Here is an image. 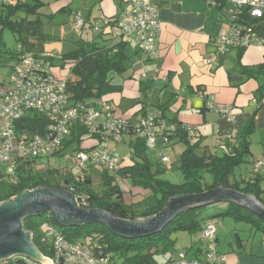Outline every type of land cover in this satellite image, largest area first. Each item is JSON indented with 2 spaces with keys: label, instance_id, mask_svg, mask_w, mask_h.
I'll list each match as a JSON object with an SVG mask.
<instances>
[{
  "label": "trees",
  "instance_id": "1",
  "mask_svg": "<svg viewBox=\"0 0 264 264\" xmlns=\"http://www.w3.org/2000/svg\"><path fill=\"white\" fill-rule=\"evenodd\" d=\"M42 6V0H0V66L8 68V76L12 70V61L19 59L23 51H33L36 54L46 52L43 49V41L47 34L42 32V22L39 18V10ZM115 19L116 17L111 20L114 25ZM5 28L10 29L16 37L18 45L15 52L8 51L2 40V30ZM128 46L129 44L124 39L114 45L104 46L83 42L69 52L56 54L58 59H51V65L63 71L64 74L61 75L66 78V92L70 103L94 105L101 99L108 101L105 98L107 94L120 92L121 85L115 82V77L121 76L128 68L127 64L130 59V55L126 51ZM244 71L248 77H255L257 74L264 75V66L259 65L256 69L245 68ZM7 77L0 80V83ZM161 112L163 113V111ZM164 117L166 116L164 115ZM47 123L48 119L43 114L32 111L22 116L17 121L16 127L20 132L23 130L42 132ZM177 124L179 125L178 129L171 135L167 145L174 139V143L182 142L184 144V149L178 157V169L183 175V182L172 183L162 178L163 169L160 166L153 170L146 155L147 148L144 141L135 139L131 165L121 166L116 174L99 169L98 172L103 183L98 192L93 191L89 186L92 174L98 168L90 169L83 175L79 174L76 167L75 173H71V171L58 173L47 167L38 168L37 164H41L40 160H29L17 165L15 171L17 181L15 183L9 181L5 168L0 169V202L20 194L24 190L50 188L68 192L75 199L78 195L80 199L84 197L86 204L83 205L79 202L80 206L77 205L79 207H98L115 217L134 220L156 214L173 196L200 193L221 185L249 193L264 205V197H261L262 189L256 179L239 181L234 176V168L239 164L246 163L250 153L247 136L253 128L252 121L244 127L236 143L225 142L220 153L209 154L199 153L197 150L201 146L200 139H194V135H188L182 125ZM86 135L87 129L82 125L72 127L70 136L64 143V149L54 156L68 152L74 155L78 150L87 149V143L81 140V137ZM205 172L212 174L211 184L205 182ZM43 175H56L62 184H50L48 180H43ZM77 176L78 180L75 179ZM122 178L129 179L133 185L146 192L142 202H125L126 191L119 184ZM68 183L75 187V193L68 190ZM75 203L78 204L76 201ZM218 205L223 206L218 209L216 214L202 216L203 208L217 207ZM143 206L144 210L141 213L134 210ZM216 217H231L236 222L248 223L259 229L264 235V220L246 207L232 201H215L201 207L181 210L162 229L145 235L129 237L113 233L104 224L95 220L60 225L47 210L35 216L25 217L22 224L25 230L32 233L33 243L47 257L54 256L55 251L53 239L49 241L48 235L42 227L44 223L54 227L58 225L57 229L67 241L80 240L91 245L95 255L108 254L109 264H155L156 255L172 254L176 251L173 235L177 231L200 234L204 225ZM82 238L85 239L82 240ZM179 252L183 251H178L162 264H170ZM0 264L43 263L27 256L14 255L8 259L0 260ZM58 264L64 263L59 262Z\"/></svg>",
  "mask_w": 264,
  "mask_h": 264
},
{
  "label": "crops",
  "instance_id": "2",
  "mask_svg": "<svg viewBox=\"0 0 264 264\" xmlns=\"http://www.w3.org/2000/svg\"><path fill=\"white\" fill-rule=\"evenodd\" d=\"M134 1L42 0L43 6L39 10L42 32L45 18L61 23L69 21L72 29L80 31L78 45L83 42L114 45L123 37L111 20L129 9ZM147 1L157 7L161 25L156 39L158 55L147 58L142 51L129 45L126 50L130 55L128 68L115 77L121 91L107 94L105 98L120 116L132 123L147 112L160 110L170 121L184 127L192 126L194 139L201 141L199 151L206 154L220 153L225 142L236 143L244 127L252 121L253 128L247 136L250 153L246 163L250 170L248 175L240 176L239 181L256 179L262 189L261 197H264V75L248 77L244 71L245 68L264 66V19L256 23L262 43L243 50L232 48L220 55L216 53L215 37L227 27L228 4L209 5L204 0ZM75 12L81 14L87 30L74 28ZM50 35L60 37L59 34H47ZM209 59L217 65L209 64ZM55 71L58 75L64 74L62 70L55 68ZM209 100L211 108L207 107ZM219 105H231V114L222 115L216 108ZM134 141L129 132H124L119 142H110L120 156L122 166L132 164ZM174 142L175 139L171 140L167 146L174 149L183 145L181 150L178 149L179 156L184 144L174 145ZM156 147L164 146L157 141ZM256 159L263 161L258 169L253 166ZM121 180L130 182L127 178ZM129 189L130 192L124 195L126 203H133L128 195L141 193L143 198L146 196L138 186L132 184ZM233 221L216 223V249L226 255L223 264H264L263 233L248 223ZM188 234L189 246L177 247L168 258L183 251L187 259L204 261L205 243L199 233Z\"/></svg>",
  "mask_w": 264,
  "mask_h": 264
},
{
  "label": "built area",
  "instance_id": "3",
  "mask_svg": "<svg viewBox=\"0 0 264 264\" xmlns=\"http://www.w3.org/2000/svg\"><path fill=\"white\" fill-rule=\"evenodd\" d=\"M204 1L209 5L221 2L229 5L227 27L221 29L215 37L217 54L224 55L232 48L243 50L263 42L257 35L256 23L264 19V0ZM115 22L126 43L142 51L147 58L158 55L156 39L161 25L155 5L147 0H135L129 9L116 17ZM73 26L76 29H88L79 12L74 14ZM51 59H58V56L49 52L36 54L25 50L19 59L12 61L10 75L0 83V163L5 166L10 182L17 181L15 171L19 163L41 160L61 152L75 126L82 125L87 129V135L82 136L81 140L87 143L88 148L78 150L73 155L74 166L80 175L93 168L116 174L122 162L110 142H119L124 132L143 140L147 149L154 148L157 141L162 146L170 142L171 135L179 125L164 117L160 110L147 112L132 123L120 116L115 107L103 99L94 105L71 104L66 92V78L56 73ZM207 61L212 66L217 65L214 60ZM198 94L203 95V92L198 91ZM207 107H212L210 100ZM216 108L225 116H229L232 111L231 105H219ZM32 111L48 119L44 130L18 131L17 121ZM182 128L188 135H194L192 126ZM219 140H216L217 144ZM167 160L166 156L162 158L163 162ZM262 163V159L254 160V169H258ZM67 188L72 193L76 192L72 185H67ZM76 201L79 206V202L86 204L84 197L80 199L79 195ZM42 227L53 239L55 253L50 257L52 264H109L108 254L98 256L87 243L65 240L60 230L51 224L44 223ZM216 230V224L209 221L200 231V239L206 245L204 261L189 260L183 252H179L170 264H223L226 255L216 249Z\"/></svg>",
  "mask_w": 264,
  "mask_h": 264
},
{
  "label": "water",
  "instance_id": "4",
  "mask_svg": "<svg viewBox=\"0 0 264 264\" xmlns=\"http://www.w3.org/2000/svg\"><path fill=\"white\" fill-rule=\"evenodd\" d=\"M76 199L64 191L39 188L24 190L0 203V260L23 255L50 264L33 244L32 235L23 228L25 217L49 211L60 225L95 220L121 236L145 235L162 229L177 213L215 201H232L254 212L264 220V205L253 195L217 185L200 192L171 197L156 214L134 220L121 219L98 207L77 206ZM77 202V201H76Z\"/></svg>",
  "mask_w": 264,
  "mask_h": 264
},
{
  "label": "rangeland",
  "instance_id": "5",
  "mask_svg": "<svg viewBox=\"0 0 264 264\" xmlns=\"http://www.w3.org/2000/svg\"><path fill=\"white\" fill-rule=\"evenodd\" d=\"M59 16V15H58ZM68 17V16H67ZM43 21V31L47 34H59L60 37L50 35L47 36L46 39L43 41V49L46 52H49L51 54H64L66 52H69L75 48H77L79 42H80V31L75 30L71 28V24L69 21L66 23H61L62 21L52 19L49 20L47 18ZM68 24V25H67ZM63 32L64 35H60ZM2 40L5 44V47L8 51L15 52L17 49L18 42L16 40L15 35L11 32L10 29L5 28L2 30ZM8 76V68L5 66H0V80L6 78ZM181 143L176 142L174 145H179ZM180 148V149H179ZM183 148V145L176 146L174 149H172V146H164L163 148L154 147L151 149L146 150V155L148 159L150 160L152 164V169L155 170L158 166H160L163 169V172L161 174V177L164 179H167L168 181L172 183H180L183 182V175L181 171L178 169L179 162H178V149L181 150ZM199 153L200 151L197 150ZM166 156L168 160L166 162L162 161V158ZM41 164H37V167L40 169H44L45 167L52 169L54 171H57L58 173H64L65 171H71V173L76 172V168L74 166L73 161V155L71 152H68L63 155H56V156H50L49 158H45L43 160H40ZM5 166L0 163V169H4ZM250 170L249 165L247 163L239 164L234 168V176L236 180H239L240 176H246L248 175V171ZM99 169H96V172H93L91 177V183L90 187L93 191L98 192L102 187V178L101 175L98 173ZM113 174V173H112ZM212 174L209 172L204 173V180L207 184H211L213 181ZM43 180H48L50 184H58L61 183L59 178L55 175L49 176V175H43ZM119 184L125 188L126 194H128L130 191L129 187L132 186V184L129 181L121 180ZM71 183H68V186H71ZM75 188V187H74ZM39 189V188H35ZM35 189H29V190H35ZM128 197L133 200V203L142 202L144 200L141 193L139 194H132L128 195ZM5 201V200H3ZM1 201V202H3ZM0 202V203H1ZM143 207L135 208L134 210L138 213H141L144 209ZM218 212V209L216 206H209L202 209V216H212ZM225 220L229 223H234V221L231 218H221L216 217L212 221L216 224L217 221ZM56 228H59L58 225H56ZM27 231V230H26ZM31 233V232H30ZM32 235V233H31ZM189 234L186 231H177L173 238L175 239V245L176 248H182L184 246H189L188 242ZM49 241H51V237L48 236ZM85 238H82L84 240ZM34 244V243H33ZM35 245V244H34ZM37 248V251L40 253V255L51 259L50 257H47L43 255L42 252ZM169 254H158L155 256V264H160L164 262L168 258ZM50 264H52L50 262Z\"/></svg>",
  "mask_w": 264,
  "mask_h": 264
}]
</instances>
